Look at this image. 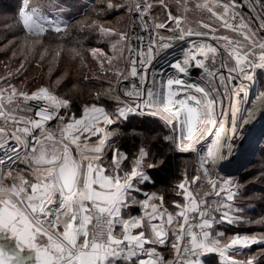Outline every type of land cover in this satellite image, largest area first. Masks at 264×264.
Masks as SVG:
<instances>
[{
    "label": "snow or ice",
    "instance_id": "snow-or-ice-1",
    "mask_svg": "<svg viewBox=\"0 0 264 264\" xmlns=\"http://www.w3.org/2000/svg\"><path fill=\"white\" fill-rule=\"evenodd\" d=\"M9 8L0 264H264V0Z\"/></svg>",
    "mask_w": 264,
    "mask_h": 264
},
{
    "label": "trees",
    "instance_id": "trees-1",
    "mask_svg": "<svg viewBox=\"0 0 264 264\" xmlns=\"http://www.w3.org/2000/svg\"><path fill=\"white\" fill-rule=\"evenodd\" d=\"M15 4V0H0V17H2L4 14V11L5 10H8L10 11V8L9 6L10 5H14ZM3 28V24L0 23V29ZM180 159H188L190 161V164H189V168L191 169L192 167V161L194 160V157H187V156H182V157H177V160H180ZM259 187H261L260 185H257V189H259ZM250 209L251 208H254V212H252L251 210L249 211V215H253L254 213H259L262 209H261V206L259 204H253L251 206H249Z\"/></svg>",
    "mask_w": 264,
    "mask_h": 264
},
{
    "label": "rangeland",
    "instance_id": "rangeland-1",
    "mask_svg": "<svg viewBox=\"0 0 264 264\" xmlns=\"http://www.w3.org/2000/svg\"><path fill=\"white\" fill-rule=\"evenodd\" d=\"M2 15H4V14H2ZM1 16V15H0ZM30 75H31V73H30Z\"/></svg>",
    "mask_w": 264,
    "mask_h": 264
}]
</instances>
